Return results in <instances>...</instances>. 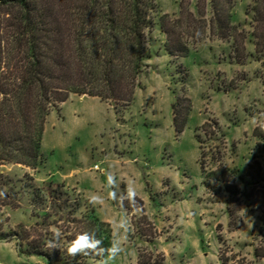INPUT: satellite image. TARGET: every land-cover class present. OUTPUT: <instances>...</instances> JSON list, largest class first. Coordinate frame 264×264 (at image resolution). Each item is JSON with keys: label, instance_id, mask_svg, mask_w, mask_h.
Here are the masks:
<instances>
[{"label": "rangeland", "instance_id": "374dc122", "mask_svg": "<svg viewBox=\"0 0 264 264\" xmlns=\"http://www.w3.org/2000/svg\"><path fill=\"white\" fill-rule=\"evenodd\" d=\"M156 1L151 56L131 106L71 94L48 117L44 167L0 165L20 192L19 208L0 206V233L20 225L45 233L42 219L34 216L30 187L53 183L65 187L72 205L81 203L70 217L93 212L109 225L103 230L124 249L109 264H138L140 250L161 253L164 264H264V139L254 136L255 129L264 135V41L251 36L247 11L254 0H235L232 22L241 26L236 38L186 32L190 51L180 59L166 52L159 25L163 14H179L180 0ZM185 1L205 20L211 18L210 0ZM3 19L0 9L1 30ZM177 97L188 110L182 132L174 124ZM214 171L226 182L215 180ZM128 189L135 192L131 202ZM61 219L65 215L56 221L66 230ZM141 234L155 239L147 242ZM16 243L0 241V264H45L20 254Z\"/></svg>", "mask_w": 264, "mask_h": 264}, {"label": "trees", "instance_id": "16d2710c", "mask_svg": "<svg viewBox=\"0 0 264 264\" xmlns=\"http://www.w3.org/2000/svg\"><path fill=\"white\" fill-rule=\"evenodd\" d=\"M210 4L209 20L198 15L199 11H192L185 0H180L177 16L160 17L159 25L166 35L165 50L173 59L184 58L190 51L183 39L186 32L201 37L209 31L221 40L240 34L241 26L232 22L235 0H210ZM0 9L4 12L0 29V165L15 164L39 171L45 165L42 147L48 117L52 110H60L71 94L131 106L145 62L151 56L148 37L155 26L158 5L156 0H0ZM247 15L252 19V40L264 41V0H254ZM256 45L258 53L259 43ZM182 102L177 97L174 105L178 132H182L183 116L188 111ZM254 136L264 139L258 129ZM196 138L201 144V137L196 134ZM200 151V166L206 178L202 147ZM218 170L225 173L222 168ZM212 174L215 180L226 182L217 177V171ZM205 186H209L207 178ZM0 190L6 192L0 206L19 208L20 192L4 173H0ZM30 190L34 216L42 219L41 230L45 233L20 225L17 231L0 233V241L15 240L20 254L40 257L45 264L101 262L94 255L69 256L66 248L77 234L93 230L105 247L110 246L111 239L103 230L109 225L93 212L85 213L82 219L70 217L82 205H72L64 186L51 183L46 188L31 186ZM227 190L233 193L229 187ZM62 214L66 230H61L56 221ZM52 227L63 233L62 249L48 247ZM141 235L150 243L155 239ZM164 262L161 253L139 252L138 264Z\"/></svg>", "mask_w": 264, "mask_h": 264}, {"label": "clouds", "instance_id": "9594fccd", "mask_svg": "<svg viewBox=\"0 0 264 264\" xmlns=\"http://www.w3.org/2000/svg\"><path fill=\"white\" fill-rule=\"evenodd\" d=\"M261 129L264 130V125H261ZM108 183L110 187L115 186V181L111 176L108 178ZM113 198H116V192L110 193ZM6 192L0 190V198H5ZM126 198L131 202L135 198V192L132 189H128L126 193ZM63 238V233L59 228L52 229L51 239L48 241V247L54 249L60 247L61 240ZM123 247L116 240H113L110 246L105 247L104 241L97 237L96 231L91 232H81L77 234L74 239H72L67 248V254L69 256L76 257L78 255H94L101 258V264H109L110 261L115 260V258L123 252Z\"/></svg>", "mask_w": 264, "mask_h": 264}, {"label": "crops", "instance_id": "0c3cea01", "mask_svg": "<svg viewBox=\"0 0 264 264\" xmlns=\"http://www.w3.org/2000/svg\"><path fill=\"white\" fill-rule=\"evenodd\" d=\"M12 243V242H11ZM16 245V244H15ZM17 246V245H16Z\"/></svg>", "mask_w": 264, "mask_h": 264}]
</instances>
